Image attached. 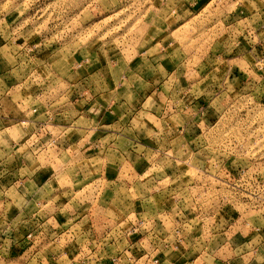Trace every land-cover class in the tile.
Here are the masks:
<instances>
[{
  "label": "rangeland",
  "instance_id": "obj_1",
  "mask_svg": "<svg viewBox=\"0 0 264 264\" xmlns=\"http://www.w3.org/2000/svg\"><path fill=\"white\" fill-rule=\"evenodd\" d=\"M197 1L0 0V264H264V0ZM137 55L199 72L187 140L116 73Z\"/></svg>",
  "mask_w": 264,
  "mask_h": 264
},
{
  "label": "crops",
  "instance_id": "obj_2",
  "mask_svg": "<svg viewBox=\"0 0 264 264\" xmlns=\"http://www.w3.org/2000/svg\"><path fill=\"white\" fill-rule=\"evenodd\" d=\"M204 1L203 0L197 1L194 4V6L195 5L199 6V4H200V5H204V7H208L213 2H217V3H214L211 5L212 7L214 5H216V8H214L215 10L218 9L219 11H226V9L228 7H230V5L228 4V0H204ZM233 9H236V8L234 7ZM236 15H238V14L235 12V10H228V13L225 16V18H223V21L225 22L226 19L233 21ZM145 57H146V55H145ZM138 58H141V56L137 55L134 59L129 60V61L125 57L118 58L115 62V65H114V67L116 68L115 69L116 73L120 76L119 78L122 77L121 80H124V81L130 80L132 82V84L129 85V88L127 89L128 92L131 91L132 93L136 94L138 97L141 95V93L144 95V93H146V92L149 93L148 98L153 96L152 98L154 101V105L152 106V109H150L152 111H149V113H145L146 114L145 117H148L147 120L149 121V124L150 125L152 124L153 125L152 127L155 130H156V127L159 126L160 128L164 127L163 130H165V131L170 130L171 132L169 134H173V132L179 131L181 133V137L187 140V138H189L188 134L186 133V132H188V130H191L192 133H194L195 131H198V126H196L198 118L194 117V118H196L194 120V118L188 117L189 109L196 108V107L201 109L206 104V101H205L206 98L203 97L204 95H206V93H204L205 89H206L205 86L200 85L199 82H196V84H195V80H198V78H199V72H197V70H190L189 71L188 68H184L183 70H181L182 75L179 77L177 66H175V67L173 66L172 69H169L166 66H164V70L162 72V77H160V75L157 76V73L159 74V72H158V70L160 69L159 66L162 67L160 65L162 63L157 64V60H156L157 58L155 57V59H154L153 56L149 55V57L147 59L148 60V66L143 67V69L137 70V71H139V73L137 74V73L133 72L136 68H134V70H131L130 68H131V66H134L135 63H137L136 61H138L137 60ZM140 62H143V64H141L143 66L144 60L141 59ZM173 76L178 78V80H176L174 84H171L170 78ZM139 81L144 82V84H143L144 88H142V84ZM89 91L90 90L85 92L86 96H88L87 93H89ZM190 92L191 93L197 92L200 94L202 93L201 98H199V97L198 98H192L189 95ZM105 93H104V96H106L108 94V92H105ZM162 93L165 94L166 99H172L174 94L178 95L179 101L177 102V104L174 105L172 103V108L174 110H172V108L166 109V107H164L163 112H161L162 108H161V106H159L158 102L160 100V96L162 95ZM60 99L61 98L58 97L57 99H54V100L56 102L57 100H60ZM86 99H88V98L85 97V100ZM70 100H71L70 107L72 108V98H70ZM103 103H105V102H103ZM134 104H136V103H134ZM138 104H140V103H138ZM138 104H136V105H138ZM76 105H79V103L74 104V107H76ZM85 105H86V108L89 107L90 105H92V101L90 100L87 103L85 101L84 105L81 104V107H84ZM177 105L180 106V109L176 107ZM140 106H142V104ZM138 108L136 107V109H138ZM75 109H78V108L76 107ZM170 110L176 112V114L180 113L179 114L180 118H175V116H172L169 113ZM184 110L186 112V115H185V112H183ZM60 117H61V112L58 111V113H55V111L53 110V117L50 119V121L47 120L46 121L47 123L42 121V123L45 126L49 125L48 128L52 129L53 132H59V134L56 135L59 140H61L65 134V132L62 131V129H64L65 127H63L64 126L63 123H60V119H61ZM93 119H96L97 124L100 125V127L97 129H101L100 131H101L102 135L100 136V139H98L99 140L98 142L102 141L104 138L103 134H106L102 131L103 125L109 126L110 124H119V121H120L119 118H115V117L110 118L108 116L107 111L105 109L101 108V106H100V112H99L98 116H96L95 118H87L86 119V123L88 122V128L86 127V128H84V130L75 129V131H77L78 133L85 132V134L83 135V138H80L78 146H80L83 142L85 144H87V143L91 144V142L94 141L91 138L92 137L91 134L93 132L90 128V122H94ZM178 119H180V121ZM1 120H2V122L4 121L3 118H1L0 121ZM192 127L194 129H192ZM68 130H71V132H72V122H71L70 128ZM169 134L164 133V132L158 133V135L161 136L160 139H162V140L163 139L167 140ZM93 137L98 138L95 135ZM80 150L83 151L82 149H80ZM31 183H32V185H35L34 182H31ZM165 264H191V263L187 262V260H186V263H182V262L179 263L176 261H168Z\"/></svg>",
  "mask_w": 264,
  "mask_h": 264
},
{
  "label": "built area",
  "instance_id": "obj_3",
  "mask_svg": "<svg viewBox=\"0 0 264 264\" xmlns=\"http://www.w3.org/2000/svg\"><path fill=\"white\" fill-rule=\"evenodd\" d=\"M155 263H156V261H155Z\"/></svg>",
  "mask_w": 264,
  "mask_h": 264
}]
</instances>
